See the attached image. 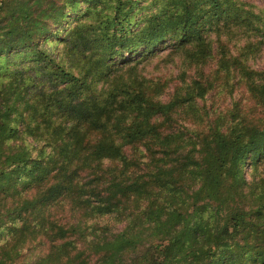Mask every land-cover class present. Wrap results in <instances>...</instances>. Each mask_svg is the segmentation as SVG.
I'll use <instances>...</instances> for the list:
<instances>
[{"label": "trees", "instance_id": "1", "mask_svg": "<svg viewBox=\"0 0 264 264\" xmlns=\"http://www.w3.org/2000/svg\"><path fill=\"white\" fill-rule=\"evenodd\" d=\"M263 50L264 1L0 0V264H264Z\"/></svg>", "mask_w": 264, "mask_h": 264}, {"label": "rangeland", "instance_id": "2", "mask_svg": "<svg viewBox=\"0 0 264 264\" xmlns=\"http://www.w3.org/2000/svg\"><path fill=\"white\" fill-rule=\"evenodd\" d=\"M256 1L257 2H263L264 0H256ZM167 50H168V48L165 49L163 52H165ZM256 65L258 67L264 66V50L262 51L260 56L257 58ZM166 66H168L167 69H166ZM170 68H174L173 63H166V62H164V60L159 59V58L154 59L151 63H149L147 65V71H149V72H156V71H160L163 69H166L168 71V70H170Z\"/></svg>", "mask_w": 264, "mask_h": 264}]
</instances>
